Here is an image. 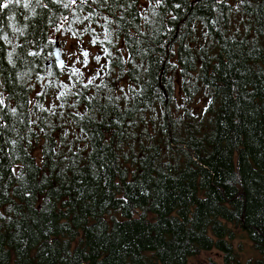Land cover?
<instances>
[{
	"label": "trees",
	"instance_id": "16d2710c",
	"mask_svg": "<svg viewBox=\"0 0 264 264\" xmlns=\"http://www.w3.org/2000/svg\"><path fill=\"white\" fill-rule=\"evenodd\" d=\"M23 4L0 13V92L17 109L0 121V264H187L211 249L239 264L236 230L264 264V0L92 5L119 20L112 67L55 101L56 115L35 106L55 100L49 81L68 82L45 66L51 35L89 26L102 39L104 21L74 22L87 6ZM79 41L94 73L97 48ZM175 74L185 102L196 88L211 101L204 117L176 110Z\"/></svg>",
	"mask_w": 264,
	"mask_h": 264
},
{
	"label": "snow or ice",
	"instance_id": "6c2138e0",
	"mask_svg": "<svg viewBox=\"0 0 264 264\" xmlns=\"http://www.w3.org/2000/svg\"><path fill=\"white\" fill-rule=\"evenodd\" d=\"M22 0H0V13H3L5 10L9 9V7L13 4H21ZM56 3H61L62 6L65 9H72L73 6H76V8L83 12L84 6H87L89 8V11L87 14L81 16H76L74 18V22H78L80 24H84L85 21H95L99 22V19H103L104 23L99 25L102 29V36L103 38H100V34L96 33V29L93 27L85 26L82 31L81 30H73L71 27L67 29V31L71 32L72 37L74 39H77L79 41V37L82 36L84 33H87L90 36L89 43L97 48V52L94 54H91V61H95V64L98 66L96 68V71L94 73L89 72L87 75L82 69H88L90 64V52L84 48L81 47L79 53L73 52L72 55L76 57V59L73 61L72 65H66L63 60L59 59V53H56L57 57V65L61 69V71L65 72L68 76V82H65L64 80L59 79L57 77V81H49L47 85H44V87H55L58 89L57 94L55 96V100L51 103L50 107L45 108L43 104H40L39 102L36 103V107L45 113H50L52 115H56L55 109L57 107H63V103L56 104L55 101H63L67 96L69 95H81L80 91L73 92L72 89L76 88L77 85H79L82 89H88L89 86L95 85V87H100L99 84H95V81L97 79H100L102 75H107L108 71L112 67L113 63V52L109 49L107 45H113V41L110 39L112 29L110 28L111 25H118L119 20L110 19L108 15H101L99 11H97L96 8H93L92 5H97L98 7H104L109 4V0H55ZM157 2H162V0H157ZM243 3V0H241ZM30 0H24L23 6L27 8L29 6ZM37 3H40V0H37ZM132 3H135V0H132ZM131 7V5H129ZM176 7H180L179 4L176 5ZM119 19H123V16H121ZM63 22H68L69 17L64 16L62 18ZM57 31H60V28L56 29ZM0 39H3L7 41L8 43H11V41L8 39L7 34H2V30H0ZM55 43V41H53ZM114 47V45H113ZM29 55L36 56L38 53L36 52H30ZM12 57L13 53L9 52L7 54L8 62L12 63ZM81 57L83 59H81ZM116 59H123V57H116ZM130 59V57H129ZM76 64H80L81 67H75ZM14 66V65H13ZM49 76L54 75L53 73L49 72ZM42 79V78H41ZM2 87V85H0ZM45 93L43 91H37L36 96H43ZM91 97H89L90 99ZM5 97L4 93L0 92V121L3 120V115L5 113V109H8L12 115H16L17 109L14 107H10L8 104L5 103ZM27 103L32 104L33 101L29 100ZM211 103V101H209ZM75 106L74 104L72 105ZM82 118V117H81ZM32 124L37 123V121H31ZM40 132H44V128L40 127ZM67 135V133H65ZM13 145L16 144V141H11ZM31 143V141H29ZM71 150V149H70ZM13 172H15V169H13ZM26 195H31V193H26ZM3 213L0 212V217H3Z\"/></svg>",
	"mask_w": 264,
	"mask_h": 264
},
{
	"label": "rangeland",
	"instance_id": "374dc122",
	"mask_svg": "<svg viewBox=\"0 0 264 264\" xmlns=\"http://www.w3.org/2000/svg\"><path fill=\"white\" fill-rule=\"evenodd\" d=\"M145 5V4H143ZM52 41H57L59 44V48L62 52V57L64 59V62L66 65H72L73 61L76 59L75 56L72 55L73 52H76L77 54L80 51V48L77 45V40L74 38L58 35V34H52L51 35ZM76 66H80V64H76ZM175 78V90L177 92L176 94V110L180 113L184 107L190 108L194 111L195 114H200L204 117L205 115V105L209 101L208 97L201 91V89L196 88L192 89L190 91V101L186 102L183 100V91H182V83L181 79L178 76V74L174 75ZM41 85L39 83H33V90H32V97L35 98L36 92L40 91ZM48 101L51 100V98H47ZM149 129H151L150 125H148ZM248 236L244 232L242 233L239 230H236V236L233 239V247L237 252V256L239 257V264H251L250 260L251 258H256L255 256L257 253L253 249V245H251V241L247 239ZM209 259H212L218 264L222 263V255L214 250H208V251H202L197 255H194L190 257L187 261V264H200L208 261Z\"/></svg>",
	"mask_w": 264,
	"mask_h": 264
},
{
	"label": "water",
	"instance_id": "95a60500",
	"mask_svg": "<svg viewBox=\"0 0 264 264\" xmlns=\"http://www.w3.org/2000/svg\"><path fill=\"white\" fill-rule=\"evenodd\" d=\"M57 52L59 53V59L64 61V59H63V57H62V52H61V50H60V48H59V44H58L57 41H55V43H53V48H52V58H50V59L46 62V64H45L46 67H47V66H50V65L53 63L58 69H60V68L58 67V65H57V57H56V53H57Z\"/></svg>",
	"mask_w": 264,
	"mask_h": 264
}]
</instances>
